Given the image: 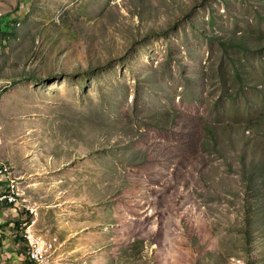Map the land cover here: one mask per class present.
Here are the masks:
<instances>
[{
    "label": "rangeland",
    "instance_id": "374dc122",
    "mask_svg": "<svg viewBox=\"0 0 264 264\" xmlns=\"http://www.w3.org/2000/svg\"><path fill=\"white\" fill-rule=\"evenodd\" d=\"M6 4L0 264H264V0Z\"/></svg>",
    "mask_w": 264,
    "mask_h": 264
},
{
    "label": "built area",
    "instance_id": "2783aa9c",
    "mask_svg": "<svg viewBox=\"0 0 264 264\" xmlns=\"http://www.w3.org/2000/svg\"><path fill=\"white\" fill-rule=\"evenodd\" d=\"M19 11H22L19 9ZM18 13V10L16 11ZM4 14L0 12V24ZM17 26H20L17 23ZM4 44V35L0 25V47ZM0 183L2 189L0 191V205H8L12 207H20L26 200H24V193L20 190V182L15 177L12 169L0 163ZM26 211L30 212L34 217L36 213L29 206H23ZM35 219L28 224H24L22 228V237L27 245L26 260L32 264H54V255L58 251L57 240H45L35 230Z\"/></svg>",
    "mask_w": 264,
    "mask_h": 264
},
{
    "label": "trees",
    "instance_id": "16d2710c",
    "mask_svg": "<svg viewBox=\"0 0 264 264\" xmlns=\"http://www.w3.org/2000/svg\"><path fill=\"white\" fill-rule=\"evenodd\" d=\"M7 18V17H6ZM4 19H5V16L1 19V28H2V33H3V35H5V34H10L11 33V31L9 32V31H7L6 33H4V31H3V22H4ZM6 22V21H5ZM17 23H19V22H17L16 20H15V22H13V24L11 25V26H13V25H15L16 27H17ZM8 24V23H7ZM6 26H8V25H6ZM11 26H8V27H11ZM4 38H5V36H4ZM205 129H207V132H208V134L209 135H211V132H212V130H211V128L208 126V125H206L205 126ZM23 224V222H21V221H16L15 222V228L16 229H19L20 228V226ZM23 239V238H22ZM2 241H0V243H1ZM26 253H27V249H26ZM27 264H32L31 262H29V261H27Z\"/></svg>",
    "mask_w": 264,
    "mask_h": 264
},
{
    "label": "crops",
    "instance_id": "0c3cea01",
    "mask_svg": "<svg viewBox=\"0 0 264 264\" xmlns=\"http://www.w3.org/2000/svg\"><path fill=\"white\" fill-rule=\"evenodd\" d=\"M2 1H3V0H2ZM6 1H8V0H4V3H0V6L3 4V6H6V7H7ZM0 11H1V13L3 14L1 8H0ZM11 11H13V10H11ZM11 11H10V12H11ZM4 16H5V19H4V22H3V23H5L6 19L8 18V16H6V15H4ZM4 16H3V17H4ZM6 17H7V18H6ZM11 22H12V21H10V22H9L8 24H6V25H8V26L10 25V26H11ZM7 31L10 32V30H7Z\"/></svg>",
    "mask_w": 264,
    "mask_h": 264
}]
</instances>
